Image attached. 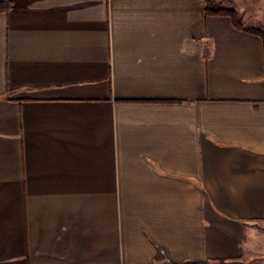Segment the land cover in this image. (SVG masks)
I'll return each instance as SVG.
<instances>
[{
	"label": "crops",
	"instance_id": "crops-1",
	"mask_svg": "<svg viewBox=\"0 0 264 264\" xmlns=\"http://www.w3.org/2000/svg\"><path fill=\"white\" fill-rule=\"evenodd\" d=\"M0 1V264H264L259 35L211 0Z\"/></svg>",
	"mask_w": 264,
	"mask_h": 264
},
{
	"label": "rangeland",
	"instance_id": "rangeland-1",
	"mask_svg": "<svg viewBox=\"0 0 264 264\" xmlns=\"http://www.w3.org/2000/svg\"><path fill=\"white\" fill-rule=\"evenodd\" d=\"M234 1L235 0H211V7L225 9L237 8L235 5L233 6ZM244 2L246 5V16L248 17L246 26L260 28L264 31V0H244ZM238 16L241 20L239 13Z\"/></svg>",
	"mask_w": 264,
	"mask_h": 264
},
{
	"label": "trees",
	"instance_id": "trees-1",
	"mask_svg": "<svg viewBox=\"0 0 264 264\" xmlns=\"http://www.w3.org/2000/svg\"><path fill=\"white\" fill-rule=\"evenodd\" d=\"M10 7H11L10 1H0V11L8 10ZM207 14L229 15L232 17L233 22L237 28L257 34L264 40V31L260 28L245 26L241 22L236 8L225 9V8L207 7Z\"/></svg>",
	"mask_w": 264,
	"mask_h": 264
}]
</instances>
